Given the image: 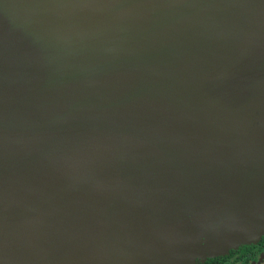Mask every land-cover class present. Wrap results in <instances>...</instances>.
<instances>
[{
    "label": "water",
    "instance_id": "obj_1",
    "mask_svg": "<svg viewBox=\"0 0 264 264\" xmlns=\"http://www.w3.org/2000/svg\"><path fill=\"white\" fill-rule=\"evenodd\" d=\"M262 235L264 0H0V264Z\"/></svg>",
    "mask_w": 264,
    "mask_h": 264
},
{
    "label": "flooded vegetation",
    "instance_id": "obj_2",
    "mask_svg": "<svg viewBox=\"0 0 264 264\" xmlns=\"http://www.w3.org/2000/svg\"><path fill=\"white\" fill-rule=\"evenodd\" d=\"M196 264H264V235L255 244H243L224 254L207 257Z\"/></svg>",
    "mask_w": 264,
    "mask_h": 264
},
{
    "label": "bare ground",
    "instance_id": "obj_3",
    "mask_svg": "<svg viewBox=\"0 0 264 264\" xmlns=\"http://www.w3.org/2000/svg\"><path fill=\"white\" fill-rule=\"evenodd\" d=\"M13 30H14V32H15V34H16V36L18 37V39L21 41V43L23 44V42H22V40H21V38H20V36H19V34H18V31L16 30V29H14L13 28ZM43 68H44V71L45 72H47V73H49V74H51L52 76H55V77H59L60 78V76L57 74V73H55V72H53L52 70H50V69H48V68H46V67H44V66H42ZM61 80H62V84L63 85H65L66 87H68V88H71V89H74V90H76V91H79V92H81L82 90H81V88L79 87V85L78 84H76V83H74L73 81H69L68 79H63V78H61ZM60 80V81H61ZM83 92V91H82ZM84 93V92H83ZM113 119V118H112ZM111 119V120H112ZM114 120V119H113ZM117 123V122H116ZM120 127H121V125L119 124V123H117Z\"/></svg>",
    "mask_w": 264,
    "mask_h": 264
},
{
    "label": "rangeland",
    "instance_id": "obj_4",
    "mask_svg": "<svg viewBox=\"0 0 264 264\" xmlns=\"http://www.w3.org/2000/svg\"><path fill=\"white\" fill-rule=\"evenodd\" d=\"M257 242V241H256ZM256 242H254V243H249V244H255ZM241 245V244H240ZM238 247V246H237ZM197 254H199V252H196ZM193 255V252H188L186 255H185V259L187 258H190V256H192ZM217 255H219V254H217ZM200 256V255H199ZM205 258H207V256L206 257H196L194 260H195V264H196V262L197 261H199V262H201V260H204ZM185 259L183 258V259H181V261H180V263H178V264H184V263H182L183 261H185Z\"/></svg>",
    "mask_w": 264,
    "mask_h": 264
}]
</instances>
